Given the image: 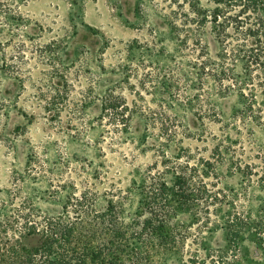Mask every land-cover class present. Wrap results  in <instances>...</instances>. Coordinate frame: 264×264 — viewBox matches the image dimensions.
<instances>
[{
	"label": "rangeland",
	"instance_id": "obj_1",
	"mask_svg": "<svg viewBox=\"0 0 264 264\" xmlns=\"http://www.w3.org/2000/svg\"><path fill=\"white\" fill-rule=\"evenodd\" d=\"M214 5L0 0V245L6 227L58 214L67 196L83 190L96 192L98 205L113 198L128 215L157 171L170 179L188 163L209 196L204 242L186 249L203 264L224 257L225 264H264V184L237 167L263 162L249 151L251 126L235 114L241 93L260 103L264 87L246 83L239 68L221 83L197 77L192 61L214 57L221 44L209 22L190 27L203 33L204 47L185 41L188 24H181L192 9ZM258 16L264 21V8ZM228 35L229 47L238 43V33ZM233 214L247 222L234 243L225 230Z\"/></svg>",
	"mask_w": 264,
	"mask_h": 264
},
{
	"label": "trees",
	"instance_id": "obj_2",
	"mask_svg": "<svg viewBox=\"0 0 264 264\" xmlns=\"http://www.w3.org/2000/svg\"><path fill=\"white\" fill-rule=\"evenodd\" d=\"M214 2L208 12L192 9V17L187 16L181 23L188 24L183 25L185 41L193 39V45L204 47L203 33L200 35L198 28L190 27L191 23L197 26L209 22L221 44L214 57L202 59L199 55L190 66L197 77L206 75L220 83L223 78L232 79L234 69L239 68L246 83L264 87V21L258 16L264 0ZM235 6H241L240 14L232 17L228 12ZM248 10L254 12L255 23L249 22ZM230 19L233 23H229ZM229 32L240 37L231 47L227 45ZM247 94L241 93L243 101L235 114L243 124L251 126L246 131L249 151L252 158L263 163L242 161L237 167L246 177L258 174L264 184V101L257 103L252 93ZM156 175L143 187L128 215L113 198L107 197L103 205H98L96 192L83 190L67 196L58 214L35 213L19 225V230L6 227L9 238L0 245V264L205 263L197 252L186 249L187 245L199 246L204 242L202 228L208 224V211L203 208L209 195L200 174L185 163L170 179ZM200 217L203 222L192 229ZM225 224L226 234L234 243L247 222L243 215L233 214ZM0 226L4 228L3 222ZM258 240L264 245V228ZM211 260L213 264L221 261Z\"/></svg>",
	"mask_w": 264,
	"mask_h": 264
}]
</instances>
